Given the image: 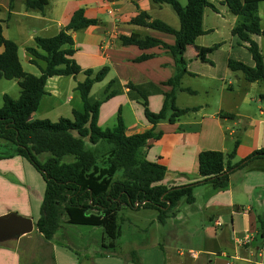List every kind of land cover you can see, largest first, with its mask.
I'll list each match as a JSON object with an SVG mask.
<instances>
[{
    "label": "crops",
    "instance_id": "crops-1",
    "mask_svg": "<svg viewBox=\"0 0 264 264\" xmlns=\"http://www.w3.org/2000/svg\"><path fill=\"white\" fill-rule=\"evenodd\" d=\"M40 1L43 3L42 11L27 10L23 0H16L12 10H9V0H0L2 34L5 39L16 43L23 70L34 76L40 75V68H45L46 63L35 59L27 48L34 46L36 37L58 34L69 24L73 13L82 9L86 18L96 19L99 23L70 33L74 50L72 59L82 71H97L105 65L109 67L105 78L92 86L90 98L101 99L110 80L115 79L119 83L118 92L99 106L100 128H115L120 112L127 135L150 129L151 124L145 118L143 106L128 99L126 84L150 83L158 88L160 92L149 88L152 93L148 97L149 109L158 112L163 105L164 93L172 89L164 83L175 73L174 59L170 52L160 46L140 49L135 45H123L120 36H149L173 45V35L131 21L141 11L151 20H160L177 30L180 23L175 13L170 12L165 4L159 5L153 0ZM209 1L216 10L209 7L204 9L202 28L205 33L183 49L186 73L180 82L181 90L176 95L179 108L195 107L197 110L186 113L175 123H158L155 132L160 131L161 137L142 151L148 161L166 167L165 176L158 185L175 187L200 181L197 155L202 151L228 154L236 144L235 156L231 161L236 163L264 147V88H255L253 85H258L259 81L248 82L242 72L233 71L227 65L228 60H234L254 66L246 43L231 32L239 18L229 11L225 0ZM212 15L227 20L219 23ZM223 28L225 31H222ZM211 34L217 35L218 40L206 38ZM249 36L255 40V34ZM142 55L150 57L135 61ZM31 60H35L37 65L32 64ZM63 77H69L74 82L70 91L67 84V88H64L65 85L61 83ZM83 79L82 73L75 78L50 77L40 103H47L48 112L66 105L71 115L74 109L82 110L83 103L80 94H76L75 86L77 81ZM96 85L101 87L93 95L92 90ZM184 97H197V100L186 99V103L181 105L180 99ZM77 103H81L82 109L76 107ZM31 119H37L35 112ZM44 190L43 178L25 158L19 155L0 158V216L13 212L33 221L30 233L0 243V264H132L128 256H124L122 262L118 252L104 250L81 255L64 243V239L69 238L66 233L60 234L62 241L57 240L58 231L65 229L64 223L50 240L44 239L35 228ZM193 197L192 204L180 201L162 224L157 219L158 212L153 210L157 215L150 217L148 223L152 225L156 220L162 227L169 223L177 226V230L181 228L177 235H170L181 239L182 243L169 250L157 241L150 247L137 245L135 249L142 264H162L163 253L169 257L170 264H264V226L259 225L258 221L259 217L264 216V159L252 160L242 169L231 172L228 185L223 189H214L209 183L195 185ZM123 209L132 212L147 210L123 207L118 213L121 221L120 212ZM129 224L147 232L137 221ZM103 239L102 230L100 248ZM188 250L193 251L196 257L188 255Z\"/></svg>",
    "mask_w": 264,
    "mask_h": 264
},
{
    "label": "trees",
    "instance_id": "trees-1",
    "mask_svg": "<svg viewBox=\"0 0 264 264\" xmlns=\"http://www.w3.org/2000/svg\"><path fill=\"white\" fill-rule=\"evenodd\" d=\"M16 0H9L12 10ZM159 5H168L179 19V29H173L160 20H151L145 12L132 19V23L149 27L173 35L175 42L168 45L158 39L136 35L120 36L123 45H135L140 49L160 46L171 53L175 63V73L164 84L172 87L164 93V101L158 112L148 107V97L155 88L150 83H127V97L140 103L144 108L146 120L151 128L140 133L127 135L120 116L117 115L115 128L101 129L98 124V109L102 101L114 96L119 88L117 80L108 82L101 99L92 100L90 90L95 83L101 82L109 71L107 65L99 70H81L72 59V36L67 31L78 30L99 23L76 10L65 29L52 37H36L34 46L27 51L35 58L45 61L40 75L25 72L18 58L15 42L5 39L0 21V80H15L20 88L17 99L3 94L0 107V143L6 147L0 152V158L19 155L25 158L41 175L45 183L44 196L39 209V218L35 223L37 232L50 240L63 223L100 227L104 233L101 248L115 252V241L121 235V218L118 213L123 207L153 209L158 212L157 219L162 224L180 201L192 204L195 185L209 183L214 189H223L228 185L229 175L240 170L247 163L264 159V147L254 150L245 158L232 163L235 148L224 154L207 150L198 153L197 167L200 181L175 187L158 185L162 181L166 167L148 161L143 148L159 139L160 131L155 132L158 123H175L181 116L197 108H179L176 105L180 82L186 73V60L183 49L203 35L202 18L204 9L216 8L209 0H187L185 5L178 0H153ZM264 0H225L229 11L238 16V23L231 32L246 43L254 66L228 60L227 65L233 71H240L248 82L264 81V60L257 43L250 34L264 37L257 16L258 4ZM27 10H43L40 0H23ZM68 45L67 48H63ZM142 55L135 61L149 58ZM32 64L37 65L35 60ZM82 73L84 79L77 81L75 89L83 103L82 110H72V117H61L52 122L49 119H31L37 110L42 96L46 93V81L52 76L76 77ZM156 89V88H155ZM154 90V89H153ZM156 91L160 92L157 88ZM190 92L189 90H187ZM48 154L44 162L38 156ZM72 157L71 161H65ZM120 176L117 177V173ZM259 225L264 226V216L259 217ZM128 257L132 264H141L136 251L131 250Z\"/></svg>",
    "mask_w": 264,
    "mask_h": 264
},
{
    "label": "rangeland",
    "instance_id": "rangeland-1",
    "mask_svg": "<svg viewBox=\"0 0 264 264\" xmlns=\"http://www.w3.org/2000/svg\"><path fill=\"white\" fill-rule=\"evenodd\" d=\"M178 1L182 5H185L187 2V0H178ZM166 7L170 12L174 13L168 5H166ZM207 12L211 13L209 10ZM257 15L260 18V26L262 29H264V2L259 4ZM212 16L219 23H224L225 20H227V18L223 20L220 19V17H215L214 15ZM230 16L228 17L231 18ZM205 21L207 23V18H205ZM224 28L222 29V31L223 30L225 31ZM206 38H208L210 41L218 40V36L215 34L208 35ZM254 41L257 43V45L259 46V48L261 49L264 55V37L256 35ZM61 83L65 85L64 88H67L66 84L69 86L68 91H70V88L74 85V82L69 77H63L61 79ZM253 86L255 88L263 89L264 83H262V81H259L258 85L255 83ZM99 87H101V85H96L93 88L92 90L93 95L98 92ZM234 87H236V85H234ZM3 94L9 95L13 99H17L19 97L20 88L15 80H5V79L0 80V107L3 104V98H2ZM72 94L75 96L74 92ZM76 94L79 95L78 91L76 92ZM199 98H203V97H199ZM186 99H190V98L188 97L181 98L180 104L184 105L186 103L185 102ZM190 100L195 101L197 100V97ZM76 107H79L78 109H82L81 103L80 104L77 103ZM35 115L37 119L48 118L52 122L58 121V118L60 116L67 118L72 117L67 105L58 107L57 109H53L48 112L47 103H45V101H41L38 110L35 111ZM5 151H7L6 147L0 143V152H5ZM47 156L48 154L45 153L39 155L38 159L39 161L44 162ZM71 160L72 157L65 158V161H71ZM116 176L119 177L120 172H118ZM202 194L204 195L203 192ZM155 211H153V209L151 210L147 209V210H139L138 212H132L129 209H123L120 212V216L123 219L121 221V235L115 241L116 243L115 252H118L119 254L118 258L122 262L124 260V256L127 257L129 252L135 249L137 245H147V247H150L151 244L157 241L160 242L161 244H164L165 248L168 250L170 248L177 247V245H181L182 243L181 239H177V237L175 238L171 237L172 233H175L177 235V233H179L181 228H178L177 230V226L169 225V223L168 225L162 227V225L157 223L156 220L152 225L148 223L150 217L157 215ZM133 221H137L138 225H140L142 229L146 228L147 232L137 230L135 227L131 226L129 222L133 223ZM64 224H65L64 227L65 229H62V231H58V235H56L58 236L57 240L59 239V241H62L60 234L64 235L66 233L69 238L67 240L63 238L64 243H66V245H68L78 253H81V255L83 256L86 254V252L104 251V249L100 248L99 246L101 233H102V229L100 227H92L87 225H71L67 223ZM134 251H136L137 253L136 249ZM162 264H167V257L166 254L164 253H163Z\"/></svg>",
    "mask_w": 264,
    "mask_h": 264
},
{
    "label": "water",
    "instance_id": "water-1",
    "mask_svg": "<svg viewBox=\"0 0 264 264\" xmlns=\"http://www.w3.org/2000/svg\"><path fill=\"white\" fill-rule=\"evenodd\" d=\"M72 29L67 31L68 34ZM33 230V221L31 218L20 216L9 212L0 216V243L16 239L22 235L28 234ZM167 264L170 259L167 257Z\"/></svg>",
    "mask_w": 264,
    "mask_h": 264
},
{
    "label": "built area",
    "instance_id": "built-area-1",
    "mask_svg": "<svg viewBox=\"0 0 264 264\" xmlns=\"http://www.w3.org/2000/svg\"><path fill=\"white\" fill-rule=\"evenodd\" d=\"M186 253H187L188 255L192 256V257H196V256H195V253H194L193 251H191V250L186 251ZM227 264H228V263H227Z\"/></svg>",
    "mask_w": 264,
    "mask_h": 264
}]
</instances>
